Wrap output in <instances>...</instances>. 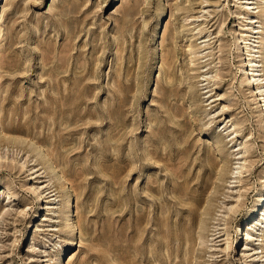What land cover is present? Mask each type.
Masks as SVG:
<instances>
[{"label": "rangeland", "instance_id": "rangeland-1", "mask_svg": "<svg viewBox=\"0 0 264 264\" xmlns=\"http://www.w3.org/2000/svg\"><path fill=\"white\" fill-rule=\"evenodd\" d=\"M262 10L0 0V264H264Z\"/></svg>", "mask_w": 264, "mask_h": 264}, {"label": "bare ground", "instance_id": "bare-ground-1", "mask_svg": "<svg viewBox=\"0 0 264 264\" xmlns=\"http://www.w3.org/2000/svg\"><path fill=\"white\" fill-rule=\"evenodd\" d=\"M258 2L261 4V7H263V10L259 13V17L260 19H264V0H258ZM247 5H253V3H251L250 1H247L246 3ZM168 6V5H167ZM259 22V21H258ZM260 34L259 32V27H256V26H253L250 30V38H254V42H253V45H249V47H247L245 50H246V55L247 57L249 58L246 62L247 64V75L249 76V81L254 85L256 86V91H255V101L258 105H260L261 107V112L263 113L264 115V86L262 84L263 80H262V75H261V72L262 70H259L260 65L257 64V61L254 60L253 58H256L258 57V55L261 53V49L264 50V38H262L260 41L259 40H255L258 39L257 37H254L255 35H258ZM262 34V33H261ZM247 35V34H246ZM254 35V36H252ZM244 37V36H243ZM248 37V38H249ZM247 38V37H246ZM247 41V40H246ZM251 41V40H250ZM245 43V42H244ZM247 43V42H246ZM245 43V44H246ZM241 44V43H240ZM248 44V43H247ZM247 46V45H246ZM245 46V47H246ZM194 57V56H193ZM206 58V57H205ZM200 60V59H199ZM3 132V131H2ZM52 163V162H51ZM247 166V165H246ZM245 167H242V170L244 169ZM247 168V167H246ZM248 170V169H247ZM241 171V170H240ZM245 172V169L244 171ZM243 172H241L240 174H243ZM261 201H264V200H261ZM264 211V206H263V210ZM260 212L259 216L261 215H264L262 214L263 212ZM72 219H70V216L69 214H66L65 215V223H66V227L68 229V231L73 234L76 230V223L75 222H71ZM250 228V227H248ZM244 232H242L243 234ZM243 236V235H242ZM241 236V238H242ZM248 236V234H247ZM258 236V235H257ZM224 237V236H223ZM228 248V247H227ZM261 254V252H260ZM61 263V262H60Z\"/></svg>", "mask_w": 264, "mask_h": 264}]
</instances>
